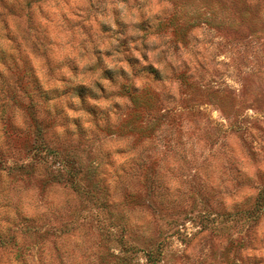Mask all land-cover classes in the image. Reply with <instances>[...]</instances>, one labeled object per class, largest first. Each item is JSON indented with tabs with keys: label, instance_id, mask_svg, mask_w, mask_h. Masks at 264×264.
<instances>
[{
	"label": "clouds",
	"instance_id": "1",
	"mask_svg": "<svg viewBox=\"0 0 264 264\" xmlns=\"http://www.w3.org/2000/svg\"><path fill=\"white\" fill-rule=\"evenodd\" d=\"M0 264H264V0H0Z\"/></svg>",
	"mask_w": 264,
	"mask_h": 264
}]
</instances>
